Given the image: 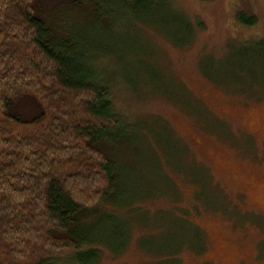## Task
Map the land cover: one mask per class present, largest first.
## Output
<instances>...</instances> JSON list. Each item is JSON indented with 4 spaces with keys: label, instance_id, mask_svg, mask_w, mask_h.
<instances>
[{
    "label": "rangeland",
    "instance_id": "374dc122",
    "mask_svg": "<svg viewBox=\"0 0 264 264\" xmlns=\"http://www.w3.org/2000/svg\"><path fill=\"white\" fill-rule=\"evenodd\" d=\"M45 2L50 9L62 7L60 0ZM168 2L169 9L148 11L131 25L114 21L104 31L92 9L86 18L95 23L81 18L72 28L83 45L110 49L104 73L113 85L117 81L115 104L136 130L131 142L120 145L122 166H116L124 200L115 219L127 216L131 226L127 237L122 227L127 239L118 253L104 251L96 264H167L150 248L161 230L154 222L180 216L177 207L202 238L200 249L186 242L173 252L177 264H264V89L239 92L221 82L233 71L242 41L264 39V0ZM240 11L255 14L256 24L235 22ZM144 48L150 58L139 57ZM173 142L178 171L169 167ZM143 186L153 187L134 194L132 187ZM110 220L91 217L84 230L109 237Z\"/></svg>",
    "mask_w": 264,
    "mask_h": 264
},
{
    "label": "trees",
    "instance_id": "16d2710c",
    "mask_svg": "<svg viewBox=\"0 0 264 264\" xmlns=\"http://www.w3.org/2000/svg\"><path fill=\"white\" fill-rule=\"evenodd\" d=\"M45 1L0 0V264H96L104 251L118 253L131 226L125 213L115 219L124 200L116 166H122L120 145L131 142L136 130L115 104L117 81L113 85L104 73L110 49L83 45L72 28L83 19L95 23L86 18L92 9L104 31L114 21L131 25L148 11L170 7L168 0H60L63 9H50ZM235 22L253 26L257 17L240 11ZM187 26L190 33V22ZM242 42L233 71L221 82L239 92L264 89V39ZM147 50L139 57L150 58ZM173 144L169 167L178 171L182 165ZM153 186L132 189L144 194ZM176 209L180 216L162 215L154 222L161 230L156 249L154 240L150 248L167 264H177L173 252L186 242L202 248L185 209ZM100 214L113 222L109 237L84 230L86 221Z\"/></svg>",
    "mask_w": 264,
    "mask_h": 264
},
{
    "label": "flooded vegetation",
    "instance_id": "af4514ba",
    "mask_svg": "<svg viewBox=\"0 0 264 264\" xmlns=\"http://www.w3.org/2000/svg\"><path fill=\"white\" fill-rule=\"evenodd\" d=\"M185 218V217H184Z\"/></svg>",
    "mask_w": 264,
    "mask_h": 264
}]
</instances>
